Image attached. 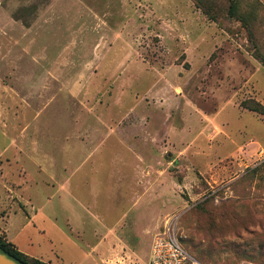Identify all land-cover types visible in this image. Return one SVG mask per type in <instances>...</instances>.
<instances>
[{
    "label": "rangeland",
    "instance_id": "rangeland-1",
    "mask_svg": "<svg viewBox=\"0 0 264 264\" xmlns=\"http://www.w3.org/2000/svg\"><path fill=\"white\" fill-rule=\"evenodd\" d=\"M198 2L0 0V234L22 252L70 264L86 216L146 264L175 219L199 261L264 264V114L244 106H264V0Z\"/></svg>",
    "mask_w": 264,
    "mask_h": 264
},
{
    "label": "crops",
    "instance_id": "crops-1",
    "mask_svg": "<svg viewBox=\"0 0 264 264\" xmlns=\"http://www.w3.org/2000/svg\"><path fill=\"white\" fill-rule=\"evenodd\" d=\"M20 212H23L25 214V217H26L25 218L26 224L23 225V228H25L31 222L35 221V217H36L37 212L32 213L31 215L29 213H26L25 211H22V210H20ZM11 215H12V213L4 215V217H1V219L3 221H5V223H6L8 218ZM88 218L86 216H80V219L79 218L78 219H76V218H70L69 219L72 226H71V229H68V231L71 235H73L76 239H78L80 241V242H78L75 240H70L72 247H75V251H77V254H78L76 256V258H74L73 261L70 262V264H132V262L131 261L129 262V260L132 259V256H131L132 253L135 254V252H136L135 249L131 248V250L126 251L124 249V247H122V245H117V244L115 245L114 244L115 240H114V238L113 239L111 238V235L109 234L110 233L109 230L108 231L104 230L106 225L101 227L102 228L101 229L98 226V225H100V223L95 218H93V219L96 220V222H95L96 223V230H94L93 236L96 238V240H94L92 243L89 242L88 237H86V234H88V233L83 230L84 229L83 222H85V220L87 221ZM102 223H103V221H102ZM3 231H5V230L3 229ZM9 241L14 243L12 240H10V238H9ZM15 245H16L17 249L19 251H21L19 246L17 244H15ZM151 245H152V242H151ZM82 246L84 247V249ZM150 252H151V246H150V250L148 253V258H147L146 264H148V261L150 258ZM22 253H24V252H22ZM24 254H26V253H24ZM34 258H39V257L34 256ZM48 261H50L52 263V260H48ZM133 264H135V263H133Z\"/></svg>",
    "mask_w": 264,
    "mask_h": 264
},
{
    "label": "built area",
    "instance_id": "built-area-1",
    "mask_svg": "<svg viewBox=\"0 0 264 264\" xmlns=\"http://www.w3.org/2000/svg\"><path fill=\"white\" fill-rule=\"evenodd\" d=\"M148 264H206L192 256L178 237L175 219H168L164 228L153 237Z\"/></svg>",
    "mask_w": 264,
    "mask_h": 264
},
{
    "label": "trees",
    "instance_id": "trees-1",
    "mask_svg": "<svg viewBox=\"0 0 264 264\" xmlns=\"http://www.w3.org/2000/svg\"><path fill=\"white\" fill-rule=\"evenodd\" d=\"M194 1L198 2V0H194ZM232 1H234V0H232ZM208 2L209 3L199 5V7L202 8L203 12L210 19H215L214 9H212V5H211L210 1H208ZM229 13L231 15H235L236 14V7H235L234 3H232L231 6L229 7ZM244 106H246L250 110H254L256 112L264 114V106L262 104H260V103H256V105H248V104H246ZM0 246L5 248L10 253H12L16 257L20 258L21 260H23V261H25V262H27L29 264H48V263H46L44 261H41V260H39L37 258L30 257V256L22 253L21 251H19L17 249V247H16V245L14 243H12L11 241H8V239L6 237H3L2 234H0Z\"/></svg>",
    "mask_w": 264,
    "mask_h": 264
},
{
    "label": "water",
    "instance_id": "water-1",
    "mask_svg": "<svg viewBox=\"0 0 264 264\" xmlns=\"http://www.w3.org/2000/svg\"><path fill=\"white\" fill-rule=\"evenodd\" d=\"M0 264H29L0 246Z\"/></svg>",
    "mask_w": 264,
    "mask_h": 264
}]
</instances>
